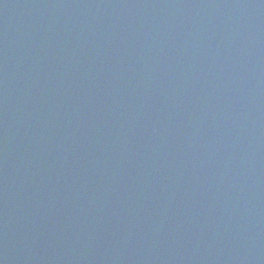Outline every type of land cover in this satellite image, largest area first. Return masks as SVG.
Returning <instances> with one entry per match:
<instances>
[{"label": "water", "instance_id": "obj_1", "mask_svg": "<svg viewBox=\"0 0 264 264\" xmlns=\"http://www.w3.org/2000/svg\"><path fill=\"white\" fill-rule=\"evenodd\" d=\"M0 264H264V0H0Z\"/></svg>", "mask_w": 264, "mask_h": 264}]
</instances>
